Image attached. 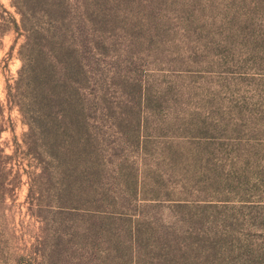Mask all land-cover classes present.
Segmentation results:
<instances>
[{
    "label": "rangeland",
    "instance_id": "374dc122",
    "mask_svg": "<svg viewBox=\"0 0 264 264\" xmlns=\"http://www.w3.org/2000/svg\"><path fill=\"white\" fill-rule=\"evenodd\" d=\"M62 3L61 35H83L73 28L77 8L91 18L102 98L88 120H63L68 150L80 146L83 123L91 127L97 156L75 165L81 194L134 216L136 264H264V0ZM0 15V264H128V250L102 253L94 224L47 208L57 191L39 178L27 121L6 100L26 33L13 30L11 0H0Z\"/></svg>",
    "mask_w": 264,
    "mask_h": 264
},
{
    "label": "trees",
    "instance_id": "16d2710c",
    "mask_svg": "<svg viewBox=\"0 0 264 264\" xmlns=\"http://www.w3.org/2000/svg\"><path fill=\"white\" fill-rule=\"evenodd\" d=\"M11 3L20 17L19 24L14 23L13 30H22L26 35L18 52L21 66L17 77L12 85L5 88L6 100L16 106L27 121L28 131L24 134V143L29 146L28 151L33 154L41 170L39 178L51 182V187L57 191V195L48 199L46 206L62 215L79 217L82 223L86 221L89 226L94 224V236H100V244H106L103 254L109 251L120 254L128 250V264H136L135 254L143 238L140 225L135 227L132 223L129 226L131 222H127V218L134 216L116 209L102 211L101 207H94L107 201L113 202L114 199L101 195L94 202V198L88 199L81 194L83 173L75 165L81 161L89 163L97 156L89 141L90 125L84 122L80 127V134L77 133L76 138L80 144L77 150H68L66 146L69 145L70 137L66 134L63 120L70 113L76 116L78 113V117L86 121L88 115L96 113L97 102L102 101L92 83L93 62L90 55L93 45L90 35H86L91 24L88 20L91 18L84 9L81 11L77 8L73 28L83 35H61L57 26H61L67 17L66 12L61 11L63 8H60L62 0H11ZM86 17L87 24L84 23ZM2 20L0 15V26ZM52 27H57L54 35L51 34ZM33 201L38 204L33 203L32 207H40V199ZM115 201L118 204L121 199ZM132 201L137 204L143 201L149 205L167 204L176 207L186 204L185 201L166 198L135 197ZM85 204L92 207L83 208ZM112 227L117 229L116 233H111ZM113 241L116 246L109 249Z\"/></svg>",
    "mask_w": 264,
    "mask_h": 264
}]
</instances>
